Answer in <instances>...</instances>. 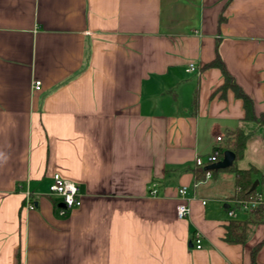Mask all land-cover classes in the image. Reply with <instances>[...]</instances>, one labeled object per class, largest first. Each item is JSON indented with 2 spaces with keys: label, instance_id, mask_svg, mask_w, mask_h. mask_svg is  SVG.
Instances as JSON below:
<instances>
[{
  "label": "crops",
  "instance_id": "1",
  "mask_svg": "<svg viewBox=\"0 0 264 264\" xmlns=\"http://www.w3.org/2000/svg\"><path fill=\"white\" fill-rule=\"evenodd\" d=\"M218 57L260 119L264 0H0V264H252L260 243L264 264V210L227 215L236 175L196 181L242 132L234 163L264 200V124L221 91ZM56 173L80 187L66 217ZM254 220L245 244L225 241Z\"/></svg>",
  "mask_w": 264,
  "mask_h": 264
},
{
  "label": "trees",
  "instance_id": "2",
  "mask_svg": "<svg viewBox=\"0 0 264 264\" xmlns=\"http://www.w3.org/2000/svg\"><path fill=\"white\" fill-rule=\"evenodd\" d=\"M207 68L216 67L219 68L225 78V83L221 88V91L225 93L227 90L231 89L237 98L241 99L244 102V107L246 110V117L249 120H256L260 122L261 124H264V116H262L260 119H258L255 116L254 113V105L253 101L250 99L248 95L245 94V92L237 85L233 77L228 73L226 70L223 62L218 57L214 62L206 65ZM197 104V97L195 96V105ZM249 139V135H244L242 132H237L234 134L233 138L229 139L228 147L232 148V150L235 152L237 159L242 157L245 145L247 143V140ZM207 172H211L213 179L219 177L222 173H234L236 175L232 194L228 196V200L230 201H237V200H251L255 198L257 192L252 191V187L255 183L253 176L256 173L254 169L250 170H239L236 166V163H234L231 167L223 170H205L198 168L196 170L197 175V182H201L205 180ZM263 210L260 212L262 213ZM257 213L256 220H259L261 217V213ZM256 220L254 221H231L229 226L226 228V234H225V241L230 244H245L248 239L250 238V235L253 231V227L256 224ZM263 243L258 244L251 253L252 256V264L256 263V255L259 252L260 248L262 247Z\"/></svg>",
  "mask_w": 264,
  "mask_h": 264
},
{
  "label": "built area",
  "instance_id": "3",
  "mask_svg": "<svg viewBox=\"0 0 264 264\" xmlns=\"http://www.w3.org/2000/svg\"><path fill=\"white\" fill-rule=\"evenodd\" d=\"M196 65H189L187 72L192 73L196 71ZM42 88V81H36L34 84V89L40 91ZM223 142V137H217V143ZM223 151L221 148L217 147L214 150L213 155L209 158L208 165L219 162L220 157L222 156ZM201 162H198V165L201 166ZM202 167V166H201ZM213 178L211 172H207L205 180L202 183H206ZM52 184L49 187V194L51 196H56L62 201V208L59 210V214L62 217H66L75 209L81 207V192L80 187L71 181L64 179L59 173L53 175ZM154 195L157 193L156 190L152 192ZM188 191L186 187L180 189L179 194L181 197H185ZM232 206L227 210V215L230 219L236 218L238 213L255 215L261 210H264V200L262 195L256 194L255 198L251 200H237L231 201ZM26 206L29 210H35L36 206L33 202V196L31 193L26 194L25 199ZM205 205L206 202H203ZM190 214V207L187 202L180 203L177 206V215L180 219L186 218ZM193 241L195 248L201 250L203 248V235L200 232H196L193 236Z\"/></svg>",
  "mask_w": 264,
  "mask_h": 264
},
{
  "label": "water",
  "instance_id": "4",
  "mask_svg": "<svg viewBox=\"0 0 264 264\" xmlns=\"http://www.w3.org/2000/svg\"><path fill=\"white\" fill-rule=\"evenodd\" d=\"M235 160H236L235 153L232 152V151H226L224 153L223 160L206 167L205 170L214 171V170L227 169V168L231 167L234 164ZM258 185H259V182H255L253 187H252V191H255L256 188L258 187Z\"/></svg>",
  "mask_w": 264,
  "mask_h": 264
}]
</instances>
